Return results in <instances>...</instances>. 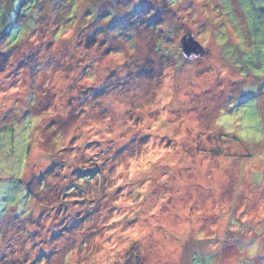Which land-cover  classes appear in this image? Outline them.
I'll return each instance as SVG.
<instances>
[{
	"label": "rangeland",
	"instance_id": "1",
	"mask_svg": "<svg viewBox=\"0 0 264 264\" xmlns=\"http://www.w3.org/2000/svg\"><path fill=\"white\" fill-rule=\"evenodd\" d=\"M12 1L0 264H264V0ZM188 35L206 52L189 61Z\"/></svg>",
	"mask_w": 264,
	"mask_h": 264
},
{
	"label": "trees",
	"instance_id": "2",
	"mask_svg": "<svg viewBox=\"0 0 264 264\" xmlns=\"http://www.w3.org/2000/svg\"><path fill=\"white\" fill-rule=\"evenodd\" d=\"M16 1H18V0H13L12 1V3H15ZM120 1V0H119ZM174 1L175 0H172V2L174 3ZM28 2L30 3V0H22V3H21V6H23L22 8H20V9H18L19 11H20V16H24V14H23V11H25L27 8L26 7H24V6H26V5H28ZM227 1H221V2H219L220 4L222 3H226ZM114 4H116V1L114 2ZM219 4V5H220ZM15 9H17V8H15ZM42 10H43V8H40V11L42 12ZM108 10H110V11H112L111 9H108ZM107 9H106V11L107 12H109L110 13V11H108ZM42 17H43V15H41L40 16V18H39V20L41 21L42 20ZM44 18L45 19H47V16H44ZM123 19H122V17H121V21H122ZM121 21L119 22V23H115L116 25H117V28H116V30H107L106 32H99V31H95L96 33H104V35L106 36V39L107 38H109V39H117L118 37H117V35H116V32H114V31H117L118 29H120V28H122V29H124V26L122 25V23H121ZM126 22H127V19H126ZM70 28V27H69ZM68 29V28H67ZM72 31V28L70 29V32ZM78 30H76L75 32H77ZM224 28H222L221 30H220V32L217 34V38H216V42H217V47H218V49L220 50V46H221V43L220 42H218V40L219 39H222V37H223V33H224ZM114 32V33H113ZM130 38H131V36H130ZM106 40L104 39V41H102V42H105ZM109 41V40H108ZM101 42V43H102ZM109 42H112V41H109ZM180 44H182V40H181V43ZM155 45L159 48V49H162V53H163V56H164V60L166 59V56H165V54H164V52H165V47H163L162 45H160L159 43H158V41H156L155 42ZM15 48V47H14ZM112 49H113V51L115 52V53H120V55L122 56V57H125V50H120V49H118L117 47H112ZM204 53H206L205 51H203V53H201V55H203ZM6 54H8L7 56L9 57L10 56V52H3V51H1L0 50V70L2 71L5 67H6V65H7V61H8V59H7V56H6ZM180 55H183L184 56V58L187 60V61H189V60H191L193 57H195L196 55H194V54H192L191 56H189V55H187L185 52H184V44H182V48L180 47V46H178V49H177V56H180ZM10 57H12V55L10 56ZM9 57V58H10ZM132 57V56H131ZM130 57V58H131ZM143 57H145L144 55H143ZM168 59V58H167ZM166 59V60H167ZM185 63H187V62H185ZM143 69V68H142ZM88 70H91L94 74L96 73V71H95V68H94V65L93 64H91V65H88ZM168 75H170V72H167V74H166V76L163 78V80H161L160 82H158L157 83V85H158V88H161V87H163V85L165 84V82H166V78L168 77ZM220 80V79H219ZM219 80H217L216 82H215V84L219 81ZM132 88H133V90L136 92V95L138 96V97H140L141 98V100H143L145 103H147L148 105H149V103H151L152 105L151 106H148L147 108H148V111H147V115L151 118V117H154V114H153V112H151L150 111V109H153V107L155 106V103H154V101L152 100V99H148V97H147V89H150V87L148 86V82L143 78L142 80H140L137 84H134L133 83V81H132V86H131ZM190 88H191V85L190 86H187L186 88H182V89H179L178 90V93H175L174 94V96H175V100L174 101H179V100H181V102L183 103V104H187V106L184 108V110L183 109H180L181 110V112L180 113H178V111H173L174 113H176L177 115H181V117L180 118H175V119H173V118H167V122L168 121H170V122H174L175 121V124H176V122H178V121H180V119L181 118H184V116H185V112H186V110H187V107L188 106H190V104H192V100H193V98H191V101H190ZM118 89V87H116V88H114V90H117ZM142 93H145V98L142 96ZM147 94V95H146ZM30 95V94H29ZM189 97V98H188ZM117 103V102H116ZM154 103V104H153ZM118 104H120V103H118ZM157 113H158V111H159V116H161V110L163 109V110H166V108L164 107V108H162V109H160L158 106H157ZM186 117V116H185ZM35 118H37V119H39V117L38 116H35ZM36 130H37V127H36ZM84 135V134H83ZM79 137H81V136H79ZM33 142H35V140L33 141ZM172 143H178V140L177 141H175V142H172ZM165 144H166V142H165ZM161 146L163 147V143L161 144ZM165 146V145H164ZM93 150V149H92ZM126 255V254H125ZM125 256H123V257H121L120 256V258H119V260H120V262L123 260V258H124Z\"/></svg>",
	"mask_w": 264,
	"mask_h": 264
},
{
	"label": "water",
	"instance_id": "3",
	"mask_svg": "<svg viewBox=\"0 0 264 264\" xmlns=\"http://www.w3.org/2000/svg\"><path fill=\"white\" fill-rule=\"evenodd\" d=\"M182 44H184V52L187 55L194 53L195 55L200 56V53L204 51V47H202L201 43H198L194 39L193 35H188L187 37H184L182 40Z\"/></svg>",
	"mask_w": 264,
	"mask_h": 264
},
{
	"label": "clouds",
	"instance_id": "4",
	"mask_svg": "<svg viewBox=\"0 0 264 264\" xmlns=\"http://www.w3.org/2000/svg\"><path fill=\"white\" fill-rule=\"evenodd\" d=\"M194 39H195V37H194ZM196 40V39H195ZM192 54H194V53H191L189 56H191Z\"/></svg>",
	"mask_w": 264,
	"mask_h": 264
},
{
	"label": "snow or ice",
	"instance_id": "5",
	"mask_svg": "<svg viewBox=\"0 0 264 264\" xmlns=\"http://www.w3.org/2000/svg\"><path fill=\"white\" fill-rule=\"evenodd\" d=\"M260 75H264V73H260Z\"/></svg>",
	"mask_w": 264,
	"mask_h": 264
}]
</instances>
